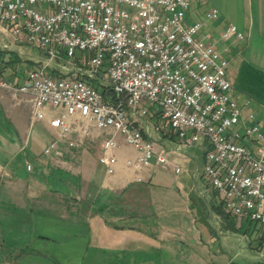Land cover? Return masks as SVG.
<instances>
[{
  "label": "built area",
  "instance_id": "obj_1",
  "mask_svg": "<svg viewBox=\"0 0 264 264\" xmlns=\"http://www.w3.org/2000/svg\"><path fill=\"white\" fill-rule=\"evenodd\" d=\"M189 8L190 0H0L2 31L45 57L25 67L0 62V88L28 96L37 119L44 108L62 110L49 121L60 137L88 133L84 125L119 134L138 152L126 160L136 170L169 166L135 118L156 114L179 148L205 147L204 176L223 210L264 239V119L244 115L250 103L233 96L228 46L218 47L201 22L187 23ZM231 37L245 36L227 24L219 40ZM117 147L114 135L102 143L109 174Z\"/></svg>",
  "mask_w": 264,
  "mask_h": 264
},
{
  "label": "crops",
  "instance_id": "obj_2",
  "mask_svg": "<svg viewBox=\"0 0 264 264\" xmlns=\"http://www.w3.org/2000/svg\"><path fill=\"white\" fill-rule=\"evenodd\" d=\"M209 1L190 0L187 23L201 22L203 31L217 41L218 47L228 46L229 52L237 48L242 54L249 49L244 45L240 48L241 42L262 44L264 0H220L219 10L211 9L218 12L215 20L206 18V13L211 11L205 7ZM227 24L236 26L244 39L235 41L231 37L228 44L219 40ZM254 56L264 61L262 54ZM17 96L18 100L9 99ZM233 96L239 103L245 101L242 93L234 92ZM0 111L8 124L5 128L0 126V210L12 211L18 217L8 220L7 226L11 228L12 225L34 226L33 221L27 224L31 220H20L18 212L30 210L32 214L38 212V216L44 214L41 224L53 229L51 233L44 227L36 230L39 234L35 239L44 244L43 250L54 246L51 251L55 252L63 246L56 251L69 255L73 253L67 254L71 241H77L80 251L85 240L91 242L94 237L93 254L81 258L97 260L99 254L111 251L117 260L128 258L127 264H214V260L234 247L254 251L248 236L250 228L244 226L249 221L226 213L220 196L204 176L205 147L201 145L204 152L199 155L179 148L169 137L155 135L154 125L156 132L161 127L154 122L156 114L135 116L137 125L144 137L154 142L157 152L168 154L173 167L162 168L154 162L140 170L128 167L126 160H134L138 152L113 132L118 147L110 153L117 158V164L109 174L99 163L102 143L111 136L107 132L84 125L88 133L81 130L60 137L49 121L60 116L62 110L44 108V118L37 119L28 96L1 88ZM1 121H4L2 117L0 124ZM91 131L94 132L90 136ZM95 135L103 137L102 142L98 141L102 153L97 160L91 153L97 143ZM71 141L75 146L69 145ZM51 145L50 153L45 154L44 150ZM175 168H180V172L175 173ZM47 217L53 221L49 223ZM79 230L83 233H78ZM11 231L16 242L8 241L4 251L12 250L17 255L8 253L7 263L9 257L16 262L32 253L29 246L16 245L27 244L25 230ZM11 231H1L0 241ZM259 243L262 246L264 239H259ZM42 251L35 252L40 258L48 259ZM239 254L236 252L233 257ZM226 264H234L231 257Z\"/></svg>",
  "mask_w": 264,
  "mask_h": 264
},
{
  "label": "rangeland",
  "instance_id": "obj_3",
  "mask_svg": "<svg viewBox=\"0 0 264 264\" xmlns=\"http://www.w3.org/2000/svg\"><path fill=\"white\" fill-rule=\"evenodd\" d=\"M220 2V0H210L208 2V4H206V8L211 10L212 8H217L218 6L217 4ZM219 10V9H218ZM264 39V35L262 36ZM229 42V41H228ZM228 42L226 41L225 43L228 44ZM244 46H246L247 49L246 51H243V53H239L237 48H231L229 54L226 55V58L228 60V66H227V77L228 79L231 81L232 86H233V91L237 94V93H242L245 100L248 101L250 103V105L245 108L244 110V115L246 116L247 113H254V115L258 118L264 119V61L261 59H257L255 58V54H262L264 56V40L262 42V44H249V42H241L240 48H242ZM0 51L5 52V58L9 57H14L16 55V59H19L22 67L27 65V62H33L34 64L37 65L38 60H43L45 59L43 52L36 48V47H32L30 44L28 43H19V42H15L9 35L8 33L2 31V28L0 26ZM251 52V53H250ZM264 59V58H263ZM64 66V64H62ZM29 66V65H28ZM5 75L12 77L11 72H5ZM7 95V94H6ZM17 98H19V96L14 97V98H10L12 100H16ZM18 100V99H17ZM1 113V111H0ZM3 118L4 121H1L3 125V127L5 128L8 124H6L7 120H5L6 116L4 117L2 114H0V118ZM159 118L158 116L155 118V124L157 125V127H160L159 124ZM151 124V121L148 120L147 123ZM161 125V124H160ZM166 125V124H165ZM148 126V124H147ZM155 127V125H154ZM154 127L152 128V132L155 133V135H157L159 137V135L164 136L165 138L169 137V140H172V137L169 135L170 132L168 130H160L158 129V131L156 132L154 130ZM149 128V126H148ZM1 129V128H0ZM9 130V129H8ZM92 130H96V131H101V132H107L106 134L112 135V131L110 130H98V129H92ZM94 131H91V134ZM94 139H96L97 143L95 145V147L92 148V156L94 157V159H98L99 155L103 152L100 151L99 149V142H102L103 137L100 135H95L93 136ZM162 140V138H161ZM99 141V142H98ZM201 142V141H200ZM207 146V145H206ZM185 149H190L191 151L194 152H198V154L200 155L201 153H203L204 151L201 150V145H195L193 147H187ZM102 155H104V152L102 153ZM101 155V156H102ZM167 160H168V164H169V168L173 167V164L171 163V161L168 158V154H166ZM93 159V160H94ZM157 170H161V169H157ZM168 170V169H166ZM159 171V172H163ZM50 179V178H49ZM59 185V182L57 183ZM24 213H19V217L20 220H25L29 221L27 224L29 225V223H31L32 221L34 222V226H35V231H33V227L34 226H27V225H23L20 228L17 227H13L12 228L9 225V221H13L14 219H18V217H16L15 213L12 211H7V210H0V230H6V229H24L26 232V236L27 237V244L20 241V244H16L22 247L25 246H29L28 248H30L32 250V253H30L29 255L25 256V258H20L18 260H16V262H12V258L9 257L7 260L8 263L6 262L5 258L10 255H17V253H13L12 250L7 252L4 251V247L6 246V243H8V241L13 239V234L12 231L7 233V236L5 235L3 237V239L1 238L0 241V264H9L10 261L13 264H127L128 263V258H123L122 260H117L118 258L114 257V253L111 251H106L103 252L101 254H99L100 259L94 260L95 257L91 260H88L87 258H81L83 257H88V255L93 254V248L94 246V240L95 238L92 237L91 242H88V240H85V243L83 244V249L78 251V243L76 240H73L70 242L69 244V249L67 254L70 253L71 251H73V253H70L69 255H60L61 251H56L60 248H63V246H61L58 249H55V252H52L51 250H54L53 248H55L54 246L52 247H47L48 251H51L50 253L46 250H43V243H41L40 241H37L35 239V237L39 234L36 230L39 231V229H43L42 227H44L45 229H48L47 233H51L50 227H46L45 225L41 224L42 220L45 218L44 214L43 216L40 215L38 216V212L35 214H32L30 210L23 211ZM9 220V221H8ZM47 221L49 223H51L53 220L50 217H47ZM244 226L245 228H250L249 232H248V236L250 237V241H251V249H254V251L252 253H250L248 251V249H243V250H237L236 247H234L233 250L229 251L227 250V254L224 253L223 256H221L218 260H214V264H226L229 262V257L232 258V261L234 264H256V263H262V261H264V244L261 246V244L259 243V237H258V231H257V227H255V224L252 222H244ZM56 230V228H55ZM0 231V232H1ZM30 231V232H29ZM76 233V232H75ZM78 233H83L82 230H79ZM0 236H2V234H0ZM30 239V240H29ZM233 239V238H232ZM235 240V239H233ZM16 241H11V243H15ZM243 242V241H242ZM48 244H52L51 242H46ZM235 243V242H234ZM245 245V243H244ZM88 248V250H87ZM44 252H43V251ZM262 250V251H261ZM38 251H42V255L43 256H47L48 259H43L40 258L41 256H39L36 252ZM236 252H240L239 255L233 257V254ZM9 253V254H8ZM55 253V254H54ZM59 253V255H58ZM62 253L64 254V252L62 251ZM80 253V254H78ZM72 258H69V257ZM116 259V260H115ZM14 261V260H13ZM130 261V260H129Z\"/></svg>",
  "mask_w": 264,
  "mask_h": 264
},
{
  "label": "trees",
  "instance_id": "obj_4",
  "mask_svg": "<svg viewBox=\"0 0 264 264\" xmlns=\"http://www.w3.org/2000/svg\"><path fill=\"white\" fill-rule=\"evenodd\" d=\"M0 62L5 64V66H8V67H10V66L12 67L15 64H19V65L21 64L19 59H16V55L14 57L8 56L7 58H5V52H3V51H0ZM32 64H33V62H27V66L32 65ZM93 85L96 89H99L96 83H93ZM101 91L103 92V90H101Z\"/></svg>",
  "mask_w": 264,
  "mask_h": 264
}]
</instances>
